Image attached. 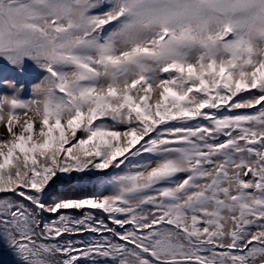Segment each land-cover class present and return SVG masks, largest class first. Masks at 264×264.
Returning a JSON list of instances; mask_svg holds the SVG:
<instances>
[{
	"label": "snow or ice",
	"instance_id": "snow-or-ice-1",
	"mask_svg": "<svg viewBox=\"0 0 264 264\" xmlns=\"http://www.w3.org/2000/svg\"><path fill=\"white\" fill-rule=\"evenodd\" d=\"M4 88L17 264H264V0H0Z\"/></svg>",
	"mask_w": 264,
	"mask_h": 264
},
{
	"label": "trees",
	"instance_id": "trees-1",
	"mask_svg": "<svg viewBox=\"0 0 264 264\" xmlns=\"http://www.w3.org/2000/svg\"><path fill=\"white\" fill-rule=\"evenodd\" d=\"M0 264H17L16 258L2 242H0Z\"/></svg>",
	"mask_w": 264,
	"mask_h": 264
},
{
	"label": "rangeland",
	"instance_id": "rangeland-1",
	"mask_svg": "<svg viewBox=\"0 0 264 264\" xmlns=\"http://www.w3.org/2000/svg\"><path fill=\"white\" fill-rule=\"evenodd\" d=\"M14 75H15V78H16L19 82H21V83H24L25 80L27 79V76H26V75H21V74H19V73H14ZM7 91H8V90H7L6 88H4V89H0V92H7ZM23 95H24L25 97H27V96L29 95V90H28V88L25 89ZM3 133H4V128H3L2 125H0V134H3Z\"/></svg>",
	"mask_w": 264,
	"mask_h": 264
}]
</instances>
